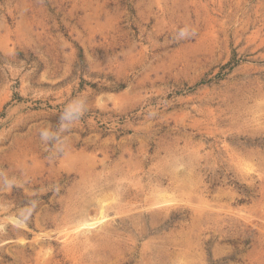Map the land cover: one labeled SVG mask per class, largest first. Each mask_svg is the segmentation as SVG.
I'll return each instance as SVG.
<instances>
[{
	"label": "rangeland",
	"instance_id": "1",
	"mask_svg": "<svg viewBox=\"0 0 264 264\" xmlns=\"http://www.w3.org/2000/svg\"><path fill=\"white\" fill-rule=\"evenodd\" d=\"M39 252L264 264V0H0V264Z\"/></svg>",
	"mask_w": 264,
	"mask_h": 264
},
{
	"label": "bare ground",
	"instance_id": "2",
	"mask_svg": "<svg viewBox=\"0 0 264 264\" xmlns=\"http://www.w3.org/2000/svg\"><path fill=\"white\" fill-rule=\"evenodd\" d=\"M95 164V163H94ZM93 164V165H94ZM92 165V164H91ZM111 182V179H109L107 182H106V184H103L102 186L100 185V187L99 188H104V189H109L110 188V186L113 184V188L114 187H116V188H120V185L119 184H117V183H110ZM106 189V190H107ZM100 190V189H99ZM101 191H103V189L101 190ZM108 191V190H107ZM121 191L124 193L125 192V194H128V192H130L129 190H126V189H121ZM100 192V191H99ZM121 192V193H122ZM94 194V193H93ZM99 195V194H98ZM86 201H84L83 200V203H85ZM102 203H104L103 201H99V210H98V214L95 216V217H93V218H90V219H88V217L86 216V215H84L83 217H78L79 219H77V221H76V224H77V226L76 227H85V230H84V233L86 232V227H94V225L95 224H97V223H100V224H105V223H102V220L103 219H105V215H104V207H103V205H102ZM64 206V205H63ZM63 206H61V207H63ZM58 208H60V207H58ZM86 211V210H85ZM88 211V210H87ZM86 213V212H85ZM107 218V217H106ZM51 219V218H50ZM49 219V220H50ZM52 220V219H51ZM53 220H55L54 218H53ZM52 220V221H53ZM75 220V219H74ZM57 221V220H56ZM107 221V220H106ZM18 222V221H17ZM57 223V222H56ZM54 224H55V222H54ZM107 224V223H106ZM96 226V225H95ZM104 226V225H103ZM98 227V226H97ZM99 228H101V226L99 227ZM83 229V228H82ZM94 229H96V228H94ZM102 229V228H101ZM99 230V229H98ZM106 230V229H105ZM107 231V230H106ZM94 232H95V230H94ZM97 232V231H96ZM108 232V231H107ZM91 233V232H90ZM100 233V232H99ZM102 234V233H101ZM106 234H108V233H106ZM99 235V234H98ZM109 235V234H108ZM49 236V235H48ZM86 236V235H85ZM107 236V235H106ZM42 237H43V235H42ZM100 237V236H99ZM107 238V237H106ZM84 239V238H83ZM82 239V240H83ZM94 239V238H93ZM92 238L90 239V240H93ZM104 239V238H103ZM85 240V239H84ZM100 240V239H99ZM89 241V239H86V242H88ZM36 242V241H35ZM84 243L83 245L84 246H82V249H85L86 248V246H88V245H86L87 243ZM92 243V242H91ZM94 247V246H93ZM67 248V247H66ZM39 250V249H38ZM67 250H69V249H67ZM66 250V251H67ZM72 252V251H71ZM35 253V252H34ZM40 254H41V252H39ZM67 253V252H66ZM69 253V252H68ZM77 253H78V251H77ZM77 253H75V254H77ZM80 254V253H79ZM88 254V253H87ZM62 255V254H61ZM72 255V254H71ZM84 255V254H83ZM89 255H91V254H89ZM97 255V254H96ZM45 256V257H44ZM80 256V255H79ZM99 256V255H98ZM36 257V259H35V263L34 264H60L59 263V261L58 260H55L54 259V256L52 257V256H49V257H46V254H41V255H39L38 253H37V255L35 256ZM77 257V256H76ZM75 257V258H76ZM82 257V256H81ZM95 257V256H94ZM74 257L72 258L73 259V261H75L76 262V259H75ZM89 258V257H88ZM93 258V257H92ZM79 261V260H78ZM94 261V260H93ZM29 262V261H28Z\"/></svg>",
	"mask_w": 264,
	"mask_h": 264
},
{
	"label": "clouds",
	"instance_id": "3",
	"mask_svg": "<svg viewBox=\"0 0 264 264\" xmlns=\"http://www.w3.org/2000/svg\"><path fill=\"white\" fill-rule=\"evenodd\" d=\"M184 35H185V33H184L183 31H181V32L179 33V37H180V38H183ZM81 111H82V109H80L75 115L78 116V115L80 114ZM61 119H62V120H65V115L62 116ZM42 136L47 137V136H48V133H47V132H44V133H42Z\"/></svg>",
	"mask_w": 264,
	"mask_h": 264
}]
</instances>
